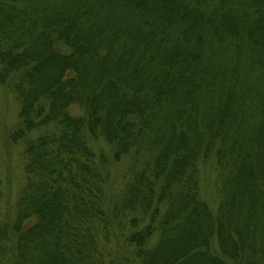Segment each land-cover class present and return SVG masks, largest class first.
Here are the masks:
<instances>
[{
	"label": "trees",
	"instance_id": "obj_1",
	"mask_svg": "<svg viewBox=\"0 0 264 264\" xmlns=\"http://www.w3.org/2000/svg\"><path fill=\"white\" fill-rule=\"evenodd\" d=\"M0 83V264H264V0H0Z\"/></svg>",
	"mask_w": 264,
	"mask_h": 264
},
{
	"label": "rangeland",
	"instance_id": "obj_2",
	"mask_svg": "<svg viewBox=\"0 0 264 264\" xmlns=\"http://www.w3.org/2000/svg\"><path fill=\"white\" fill-rule=\"evenodd\" d=\"M17 114L18 101L12 88L5 83H0V188L4 191L0 198V216L7 212L8 216L13 214L11 211L13 200L23 180L21 141H12L7 137V133L18 124ZM100 144L105 147L103 141ZM106 153L109 154V150ZM108 167L111 175H114L113 172L118 174L123 168L119 163L113 161L109 163ZM213 172L208 165L207 168H204L200 181L204 196L211 201L215 200L214 182L211 180ZM108 184L112 186L109 181Z\"/></svg>",
	"mask_w": 264,
	"mask_h": 264
}]
</instances>
